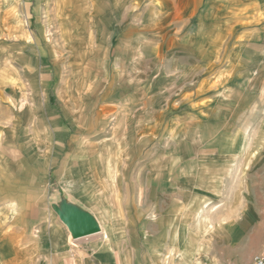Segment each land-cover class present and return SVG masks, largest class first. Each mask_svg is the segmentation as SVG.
<instances>
[{"label": "rangeland", "instance_id": "obj_1", "mask_svg": "<svg viewBox=\"0 0 264 264\" xmlns=\"http://www.w3.org/2000/svg\"><path fill=\"white\" fill-rule=\"evenodd\" d=\"M210 185L234 215L264 200V0H0V264L142 256ZM74 206L104 232L75 240Z\"/></svg>", "mask_w": 264, "mask_h": 264}, {"label": "crops", "instance_id": "obj_2", "mask_svg": "<svg viewBox=\"0 0 264 264\" xmlns=\"http://www.w3.org/2000/svg\"><path fill=\"white\" fill-rule=\"evenodd\" d=\"M207 177L209 178V175ZM187 179L192 181L194 175ZM189 191L191 196L197 195L194 190ZM200 191L204 195V199L200 201H196L195 198L188 201L182 198L184 195L177 200L176 214L179 223L177 229L210 226L213 230L207 237L191 236L188 229V232L181 236L179 232L178 239H170L169 229H172L170 220L162 216L151 224L159 225L163 236L161 239L148 240L146 252H143L142 256L137 249L134 250L133 256L129 254L127 256L122 247L113 248L105 243L95 245L94 255L91 256L88 252L89 247L85 248L82 244L73 246L72 238L63 240L61 244L55 239L50 245L52 249L50 260L41 264H250L256 255L264 256V200L240 201V209L234 215L230 206H225V202H219L220 200L214 198L215 191H219L218 188L210 185ZM199 202L203 205V210H206L207 218L203 223L200 216L189 214V211L196 210L195 206L199 207ZM74 207L83 212L87 211ZM91 216L94 217L92 214ZM94 219L99 227L98 234H102L104 232L102 222L97 217ZM218 228H221L223 233H218ZM239 241L242 246L239 245Z\"/></svg>", "mask_w": 264, "mask_h": 264}, {"label": "water", "instance_id": "obj_3", "mask_svg": "<svg viewBox=\"0 0 264 264\" xmlns=\"http://www.w3.org/2000/svg\"><path fill=\"white\" fill-rule=\"evenodd\" d=\"M62 218L69 233H73L76 239L100 233L94 217L87 211L83 212L71 207Z\"/></svg>", "mask_w": 264, "mask_h": 264}, {"label": "built area", "instance_id": "obj_4", "mask_svg": "<svg viewBox=\"0 0 264 264\" xmlns=\"http://www.w3.org/2000/svg\"><path fill=\"white\" fill-rule=\"evenodd\" d=\"M250 264H264V256L256 255Z\"/></svg>", "mask_w": 264, "mask_h": 264}]
</instances>
